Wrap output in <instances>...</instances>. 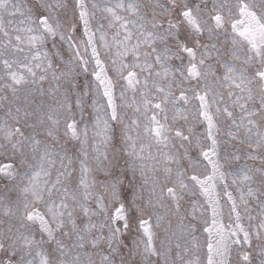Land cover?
I'll list each match as a JSON object with an SVG mask.
<instances>
[{
	"label": "snow or ice",
	"instance_id": "1",
	"mask_svg": "<svg viewBox=\"0 0 264 264\" xmlns=\"http://www.w3.org/2000/svg\"><path fill=\"white\" fill-rule=\"evenodd\" d=\"M0 264H264V0H0Z\"/></svg>",
	"mask_w": 264,
	"mask_h": 264
}]
</instances>
